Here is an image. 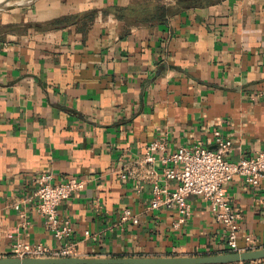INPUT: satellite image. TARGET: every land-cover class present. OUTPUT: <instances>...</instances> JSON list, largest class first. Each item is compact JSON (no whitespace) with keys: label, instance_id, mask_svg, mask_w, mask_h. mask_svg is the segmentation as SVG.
<instances>
[{"label":"crops","instance_id":"crops-1","mask_svg":"<svg viewBox=\"0 0 264 264\" xmlns=\"http://www.w3.org/2000/svg\"><path fill=\"white\" fill-rule=\"evenodd\" d=\"M231 161L264 149V0H34L0 11V257L18 241L59 249L32 198L37 178L88 180L59 207L79 256L224 252L225 227L202 198L189 220L151 210L145 149L169 152L214 131ZM163 185V165L155 164ZM239 247L264 248V182L227 186ZM130 208L139 223L123 222ZM235 264H264L263 260Z\"/></svg>","mask_w":264,"mask_h":264},{"label":"built area","instance_id":"built-area-1","mask_svg":"<svg viewBox=\"0 0 264 264\" xmlns=\"http://www.w3.org/2000/svg\"><path fill=\"white\" fill-rule=\"evenodd\" d=\"M216 148H209L199 142L194 146H184L169 152L165 140L151 141L144 155V162L154 176V186L150 209L176 210L179 214L177 223L181 225L189 220L193 213L190 197L197 196L206 201L210 211L225 227L226 251L255 249L254 239L246 235V247H239L242 213L230 201L227 186L236 177L241 176L253 187L264 182V149L254 155L231 161L227 154L233 147V141L219 129L214 131ZM163 165V177L174 185H163L155 170V164ZM52 172L42 173L37 178V188L30 199L37 200V210L45 218L47 228L60 240H66L59 249H52L44 244H29L18 241L10 255L16 257H68L79 256L78 248L71 241L73 228L68 220H62L59 207L73 195L81 192L88 180L71 176L67 180L55 182ZM123 222L139 223V216L130 208L122 215Z\"/></svg>","mask_w":264,"mask_h":264},{"label":"water","instance_id":"water-1","mask_svg":"<svg viewBox=\"0 0 264 264\" xmlns=\"http://www.w3.org/2000/svg\"><path fill=\"white\" fill-rule=\"evenodd\" d=\"M1 8L8 10L13 9L14 6L3 5L0 6V9ZM263 259L264 248H255L250 250L224 251L220 253L195 256H68L21 258L7 255L0 257V264H235Z\"/></svg>","mask_w":264,"mask_h":264},{"label":"rangeland","instance_id":"rangeland-1","mask_svg":"<svg viewBox=\"0 0 264 264\" xmlns=\"http://www.w3.org/2000/svg\"><path fill=\"white\" fill-rule=\"evenodd\" d=\"M2 1L4 2L2 3V5H10V6H14V8H20L25 6L26 4L28 5L31 1L34 0H2ZM2 1L0 0V2ZM19 5H23V6H19ZM2 10H6V9L1 8L0 11Z\"/></svg>","mask_w":264,"mask_h":264},{"label":"bare ground","instance_id":"bare-ground-1","mask_svg":"<svg viewBox=\"0 0 264 264\" xmlns=\"http://www.w3.org/2000/svg\"><path fill=\"white\" fill-rule=\"evenodd\" d=\"M1 1H2V0H1ZM0 3H1L0 6H3L2 3H4V2L2 1V2H0Z\"/></svg>","mask_w":264,"mask_h":264}]
</instances>
